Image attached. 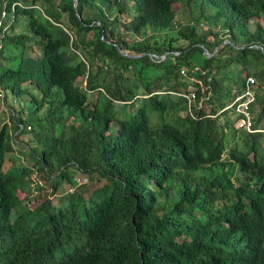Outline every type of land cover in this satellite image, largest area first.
<instances>
[{"label": "trees", "instance_id": "obj_1", "mask_svg": "<svg viewBox=\"0 0 264 264\" xmlns=\"http://www.w3.org/2000/svg\"><path fill=\"white\" fill-rule=\"evenodd\" d=\"M0 88V264H264V0H0Z\"/></svg>", "mask_w": 264, "mask_h": 264}, {"label": "rangeland", "instance_id": "obj_2", "mask_svg": "<svg viewBox=\"0 0 264 264\" xmlns=\"http://www.w3.org/2000/svg\"><path fill=\"white\" fill-rule=\"evenodd\" d=\"M2 16H4V14ZM261 23L263 24V21H261ZM251 27H252V29H254L255 28L254 24H252ZM194 57H195L194 60L197 62L198 65L204 63L201 61V58L205 57L206 59H209L205 54H204V57H201V55H198V54H196ZM229 78H230V75H229ZM251 78L255 79V77H251ZM256 112H257V114L259 113V108L256 110ZM10 118L11 117L9 115V111L2 110V107H0V129L4 125L5 122H11ZM31 137H32V135L27 134V133H25V134H23V136L19 137L20 139H18V141H17L15 153H13L12 155H9L7 157V164H6L7 170L13 168V166H15V165L20 166L21 164L23 166H26V167L32 168V169H33V167H35V165H33V162L30 158V155H31L30 149H39V153H40L42 151V147H41V145H39L37 143L33 144L31 142ZM263 144H264V139H263ZM263 147H264V145H263ZM85 179H86V176H83V175L78 176L77 175V182L78 183H84ZM36 183L41 184L43 186V188H45V192H43V195H49L51 193V190L49 189V186H48V182L41 180V181H38ZM36 185L33 184L32 188L35 189ZM95 186H96V184H91L89 186V191L94 189ZM61 190H63V192H65V194H57L56 196H54L52 198L53 203L56 205L61 204L62 201H67L68 194H71L72 190H74V188H71V186L67 182H64L63 185L61 186ZM35 193H36V191H35ZM36 195H38V194L36 193ZM86 195H87V193L85 192V196ZM33 198H36V197H33ZM40 200L42 201L43 198H40ZM37 202L38 201L33 200V201H30L29 204L32 207L33 205H36Z\"/></svg>", "mask_w": 264, "mask_h": 264}, {"label": "built area", "instance_id": "obj_3", "mask_svg": "<svg viewBox=\"0 0 264 264\" xmlns=\"http://www.w3.org/2000/svg\"><path fill=\"white\" fill-rule=\"evenodd\" d=\"M184 75V73H182ZM258 85V82L256 79H249L244 91L241 93V95L238 96L237 102V112L241 115V119L237 123V128L239 130H246L249 134H255L257 133L256 130L253 128V116L251 113V105L256 102V97L254 95V88ZM196 96L194 94L191 95L189 98V101L191 103L195 102ZM0 107H2V110L8 111V106L6 105V93L4 90L0 88ZM22 128V126H21ZM30 129L29 127L27 128Z\"/></svg>", "mask_w": 264, "mask_h": 264}, {"label": "water", "instance_id": "obj_4", "mask_svg": "<svg viewBox=\"0 0 264 264\" xmlns=\"http://www.w3.org/2000/svg\"><path fill=\"white\" fill-rule=\"evenodd\" d=\"M75 7L77 8V1H75ZM226 43H227V42H225V44H226ZM202 49H204V51H205V55H206L209 59H212V58L215 56V55L211 56V55L209 54V52H208L205 48H202ZM257 49H261L260 46H258ZM118 51H120L121 55H123L124 57L130 58V59L141 58L140 56H135V57L129 56V55L125 54L121 49L118 50ZM150 57H151L152 59H155V60L163 61V60L165 59L166 55H164V56L161 57V58H158V57H155V56H150Z\"/></svg>", "mask_w": 264, "mask_h": 264}]
</instances>
